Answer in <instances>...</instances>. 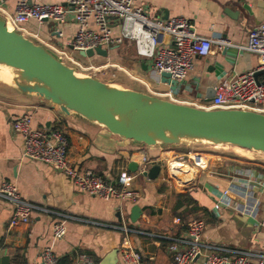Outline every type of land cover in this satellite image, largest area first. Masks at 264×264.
Wrapping results in <instances>:
<instances>
[{
	"label": "crops",
	"instance_id": "0c3cea01",
	"mask_svg": "<svg viewBox=\"0 0 264 264\" xmlns=\"http://www.w3.org/2000/svg\"><path fill=\"white\" fill-rule=\"evenodd\" d=\"M30 2L65 5L67 0ZM15 3V0H6L0 4V17L4 19L7 14H13ZM134 4L144 7L155 19H190L199 35L224 37L232 43V48L238 50L234 57L224 56L222 52L196 56L192 70L184 79L189 85L182 87L176 95L178 103L200 105L205 102L207 94L213 95L212 90L219 84L238 74L258 69L257 56L240 47L247 43L250 31L264 22V0H134ZM244 5L249 7V12L243 8ZM89 27L95 29L92 23ZM24 29L26 33L23 35L37 44L45 42L69 49L78 26L70 14L63 25L56 26L55 31L47 23L40 24L34 20L26 23ZM111 29L113 35L120 34L117 22L111 23ZM108 51L107 58L92 59L110 63L120 62L122 58H131L136 63L135 60L140 59L132 42L111 46ZM140 60L142 90L128 85H122V88L152 96H155L154 92L169 91V86L153 73V62ZM258 78L263 79L264 75ZM25 113L32 115V127L35 129L54 125L62 128L69 140V159L76 169L92 171L111 183L116 182L124 171L135 176L131 186L139 192L138 201L104 200L86 194L69 177L47 164L23 160V139L13 131L12 126ZM188 153L172 149L163 152L159 145L146 147L125 140L97 123L65 115L59 107L35 94L22 93L14 84L0 78V186L3 182H12L25 200L72 217L65 218L67 232L60 240L53 235V224L58 217L44 212H36L27 226L9 229L12 206L0 199V264H14L19 256H24L27 264H43L41 254L46 248H51L56 258L76 255L73 264L82 253L89 254L99 264L117 250V264H122L120 256L123 247L139 252L144 263L173 264L169 244L163 240H173L187 231L173 215L177 197L186 193L208 210L198 216L205 221L202 242L264 251V173L259 169H264V166L254 162L246 166L240 160L218 156L216 160L205 158L203 167L190 166L187 173L173 171L174 157ZM130 162L147 164L144 169L160 164L162 171L156 179L150 180L142 176V167L138 172H130ZM248 181L252 183L247 187ZM258 183H261L260 186L256 185ZM231 189L229 196L223 198V191ZM231 195L239 201L231 199ZM216 205L219 209L215 208ZM134 206L141 210L136 222L132 221ZM191 219L193 217L189 221ZM139 231L147 234H140Z\"/></svg>",
	"mask_w": 264,
	"mask_h": 264
},
{
	"label": "built area",
	"instance_id": "2783aa9c",
	"mask_svg": "<svg viewBox=\"0 0 264 264\" xmlns=\"http://www.w3.org/2000/svg\"><path fill=\"white\" fill-rule=\"evenodd\" d=\"M6 0H0V4ZM15 11L4 18L11 30L25 34L24 25L31 20L42 24L45 20L56 26L63 25L70 14L74 16L78 30L69 49L59 48L53 44L42 42L61 62L74 70H89L79 57V51H87L102 47L120 46L132 42L137 57L153 62V73L161 81L162 73H169L171 79L180 82L184 80L194 66L196 56H206L212 52H222L232 43L221 36L203 37L196 31L193 21L185 17H171L167 20L155 19L142 6L135 5L134 0H67L62 4H33L30 0H15ZM115 21L120 27V34L112 33L111 23ZM90 23L95 29L90 28ZM38 39V36H35ZM167 38H170L169 40ZM39 40V39H38ZM257 56L259 67L234 76L215 87L214 96L195 107L205 110L240 109L264 114V78L256 74L264 71V22L253 28L247 43L240 47ZM107 66H116L110 65ZM92 69V68H90ZM156 97L177 102L172 91L154 92ZM13 131L23 139V160L39 161L61 172L89 195L104 200L118 198L121 201L136 203L139 192L131 184L135 176L122 172L117 181L111 183L92 171L76 169L69 159V140L59 125L35 129L32 127V115L25 113L13 123ZM177 163L188 167L195 165L203 167L206 159L201 153L189 152L184 156L174 157ZM145 169H142V171ZM141 171V172H142ZM251 181L246 184L251 185ZM261 183L256 184L260 186ZM231 190L223 191L227 198ZM0 199L12 206V217L9 229L27 226L32 222L36 212L56 215L58 220L53 224V235L60 240L66 235L65 218L70 216L41 207L25 200L12 182H3L0 186ZM228 203L226 205L228 206ZM219 209V205L215 206ZM88 223H94L89 220ZM98 225V224H97ZM205 221L196 217L187 224L183 236L170 240L168 251L173 264H264V251L243 250L222 246L208 245L202 242ZM140 234H147L139 231ZM43 264H57V258L51 248H46L41 254ZM122 264H153L144 263L142 255L132 248L121 249ZM75 264H96L86 253L77 256Z\"/></svg>",
	"mask_w": 264,
	"mask_h": 264
},
{
	"label": "water",
	"instance_id": "95a60500",
	"mask_svg": "<svg viewBox=\"0 0 264 264\" xmlns=\"http://www.w3.org/2000/svg\"><path fill=\"white\" fill-rule=\"evenodd\" d=\"M243 8L250 11L247 5ZM52 31L56 25L44 21ZM168 40L170 38H167ZM238 53L228 47L224 56ZM81 58H107L109 51L102 47L79 51ZM0 64L18 70L19 79L14 85L25 94H35L59 107L65 115H75L105 127L111 134L132 140L146 147L157 145L175 146L187 142H207L215 145H231L264 154V114L240 110H205L195 106L174 103L136 90L111 85L95 77L78 76L72 67L61 62L45 46L35 43L22 33L11 30L0 17ZM143 67L145 65L143 64ZM263 74L260 71L256 74ZM175 95L189 84L177 82L169 73L161 74ZM207 94L204 101L214 96ZM147 164L130 162L128 170L138 172ZM143 168V169H144ZM171 169L187 173L189 167L173 163ZM162 171L156 164L141 172L142 176L154 180ZM231 199L239 201L231 195ZM141 210L132 209V221L136 222ZM117 250L112 251L99 264H117Z\"/></svg>",
	"mask_w": 264,
	"mask_h": 264
},
{
	"label": "rangeland",
	"instance_id": "374dc122",
	"mask_svg": "<svg viewBox=\"0 0 264 264\" xmlns=\"http://www.w3.org/2000/svg\"><path fill=\"white\" fill-rule=\"evenodd\" d=\"M76 58L82 62L85 68L89 69H76L75 73L78 76L95 77L105 83L118 87H122V85H128L134 89L142 90V71L140 70L138 64L131 61V58H122L120 62L117 63H110L104 60L98 61L97 59H83L80 56H76ZM108 64L117 65L118 67L107 66ZM159 146L163 148V152L170 151L171 149L193 153L199 152L203 153L204 158L207 160H216L215 158L218 156H226L231 159L240 160L244 163V165L249 162H254L264 166L263 153L242 149L231 145H215L207 142H187L175 146ZM246 166L250 165L247 164Z\"/></svg>",
	"mask_w": 264,
	"mask_h": 264
},
{
	"label": "trees",
	"instance_id": "16d2710c",
	"mask_svg": "<svg viewBox=\"0 0 264 264\" xmlns=\"http://www.w3.org/2000/svg\"><path fill=\"white\" fill-rule=\"evenodd\" d=\"M135 62L138 64L139 68L141 69L142 61L139 59V60H135ZM259 169L264 173V169L262 168ZM201 212L207 213L208 210L199 206L197 201L194 200L190 194L186 193L177 197L176 206L174 208L173 215L174 217L178 218L180 222L185 225L186 228L190 217L196 218L199 216ZM163 242L165 244H170L171 241L163 240ZM75 256L76 255H65L63 257L57 258V264H73ZM14 264H27V262L24 256H19L16 258ZM96 264H98V260Z\"/></svg>",
	"mask_w": 264,
	"mask_h": 264
},
{
	"label": "bare ground",
	"instance_id": "6f19581e",
	"mask_svg": "<svg viewBox=\"0 0 264 264\" xmlns=\"http://www.w3.org/2000/svg\"><path fill=\"white\" fill-rule=\"evenodd\" d=\"M8 27L11 29L10 25H8ZM0 78L11 84H14L16 79H18L20 83H23V81L19 79L18 70L4 64H0Z\"/></svg>",
	"mask_w": 264,
	"mask_h": 264
}]
</instances>
